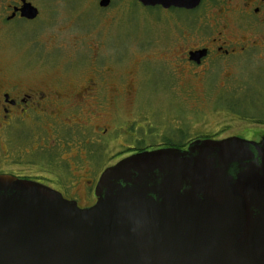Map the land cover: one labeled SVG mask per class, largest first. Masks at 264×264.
I'll return each instance as SVG.
<instances>
[{
	"label": "water",
	"instance_id": "1",
	"mask_svg": "<svg viewBox=\"0 0 264 264\" xmlns=\"http://www.w3.org/2000/svg\"><path fill=\"white\" fill-rule=\"evenodd\" d=\"M136 1L191 10L201 0ZM95 197L80 209L0 176V264H264V137L133 154L101 174Z\"/></svg>",
	"mask_w": 264,
	"mask_h": 264
},
{
	"label": "flooded vegetation",
	"instance_id": "2",
	"mask_svg": "<svg viewBox=\"0 0 264 264\" xmlns=\"http://www.w3.org/2000/svg\"><path fill=\"white\" fill-rule=\"evenodd\" d=\"M24 3L37 9L38 19L40 11L32 0ZM22 7V0L0 1V47L13 21H34L21 17ZM177 11L187 18L180 23V39L173 41L179 45L170 51L174 65L169 74L180 92L194 100L195 90L187 80L202 81L215 62L228 67L223 62L228 58L250 68L249 62L259 57L263 64L257 71H264V0H201L194 9ZM188 24L199 30L198 42L189 48L184 45ZM90 51L89 64L74 70L78 78L57 75L51 85L32 72L0 65V176L48 187L80 209L95 204V187L107 168L133 154L165 148L132 141L112 162L106 156L118 138L129 143L125 131L132 122L119 123V105L121 100H136L138 82L132 78L130 85L125 73L112 77L113 69L122 65L112 69L98 50ZM182 145L186 147H178L181 150L188 146Z\"/></svg>",
	"mask_w": 264,
	"mask_h": 264
},
{
	"label": "rangeland",
	"instance_id": "3",
	"mask_svg": "<svg viewBox=\"0 0 264 264\" xmlns=\"http://www.w3.org/2000/svg\"><path fill=\"white\" fill-rule=\"evenodd\" d=\"M32 2L40 17L10 24L12 31L0 47L4 69L32 72L51 85L57 75L78 78L74 70L89 64L93 49L112 69L122 65L113 69L112 77L125 73L130 85L132 78L138 82L136 100H121L119 105V123L132 122L125 131L129 143L122 137L113 142L106 155L111 162L132 141L160 146L166 140L186 145L198 137L255 142L264 137V71H257L263 64L259 57L249 62L250 68L232 58L223 60L228 67L217 61L202 81L187 80L195 90L194 100L174 87L170 51L179 45L173 41L184 31V13L144 7L136 0H110L106 9L99 7V0ZM185 28L189 38L184 45L189 48L198 42L199 30L189 24Z\"/></svg>",
	"mask_w": 264,
	"mask_h": 264
},
{
	"label": "trees",
	"instance_id": "4",
	"mask_svg": "<svg viewBox=\"0 0 264 264\" xmlns=\"http://www.w3.org/2000/svg\"><path fill=\"white\" fill-rule=\"evenodd\" d=\"M203 139H212V140H216V138L215 137H213V138H209V137H198V138H196V139H194V140H191L190 142H193V141H195V140H203ZM190 142H188L186 145H188ZM164 146L163 147H167V148H170V147H176V148H178V147H183L182 149H184L186 146H183L182 145V143H172L170 140H166V141H164V144H163ZM179 149V148H178ZM157 150V149H156Z\"/></svg>",
	"mask_w": 264,
	"mask_h": 264
}]
</instances>
